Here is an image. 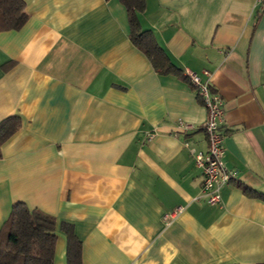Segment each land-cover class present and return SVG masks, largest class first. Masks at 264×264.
<instances>
[{
    "label": "crops",
    "instance_id": "obj_1",
    "mask_svg": "<svg viewBox=\"0 0 264 264\" xmlns=\"http://www.w3.org/2000/svg\"><path fill=\"white\" fill-rule=\"evenodd\" d=\"M25 2L24 26L0 32V121L22 120L1 147L0 228L22 201L74 226L84 264H264V198L244 191L264 195V10L146 0L140 14L183 75L209 70L224 99L237 175L210 205L191 151L208 149L207 109L133 44L120 0ZM57 234L54 264H67Z\"/></svg>",
    "mask_w": 264,
    "mask_h": 264
},
{
    "label": "trees",
    "instance_id": "obj_2",
    "mask_svg": "<svg viewBox=\"0 0 264 264\" xmlns=\"http://www.w3.org/2000/svg\"><path fill=\"white\" fill-rule=\"evenodd\" d=\"M120 2L127 10L131 41L148 57L156 72L175 74L189 80L159 45L153 32L142 28L140 14L146 10V0ZM28 18L25 0H0V32L19 30ZM21 124L18 115H10L0 121V158L2 145L20 129ZM244 191L249 196L264 198L263 194L248 188ZM58 228L67 237V264H84L82 242L72 224H59L54 215L39 208H30L25 202H15L0 228V264H54Z\"/></svg>",
    "mask_w": 264,
    "mask_h": 264
},
{
    "label": "built area",
    "instance_id": "obj_3",
    "mask_svg": "<svg viewBox=\"0 0 264 264\" xmlns=\"http://www.w3.org/2000/svg\"><path fill=\"white\" fill-rule=\"evenodd\" d=\"M254 7L258 12L264 10V0H254ZM186 74L202 98L203 104L207 109L208 115L205 122V132L207 135V151H196L191 149L194 155L195 164L203 171L202 193L206 197L208 204L219 205L223 202L222 187L229 184L236 178L237 173L230 170L224 162V140L225 134L221 130V123L224 120V99L221 94L215 91L211 86L212 73L204 70L203 79L196 72L186 70ZM180 129H190L192 126L182 120L178 121ZM154 133L149 134L151 140ZM183 210L178 208L171 214H166L164 220L170 222L172 217Z\"/></svg>",
    "mask_w": 264,
    "mask_h": 264
}]
</instances>
